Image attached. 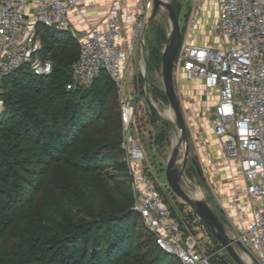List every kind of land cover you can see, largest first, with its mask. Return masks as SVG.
I'll list each match as a JSON object with an SVG mask.
<instances>
[{
    "label": "built area",
    "instance_id": "built-area-1",
    "mask_svg": "<svg viewBox=\"0 0 264 264\" xmlns=\"http://www.w3.org/2000/svg\"><path fill=\"white\" fill-rule=\"evenodd\" d=\"M216 2L214 41L184 42L175 72L180 79L199 82L212 99L213 133L227 159L239 168L252 203L234 236L258 264H264V0ZM79 4L80 0H0V80L24 66L38 77L52 75L54 62L45 56L39 32L45 27L71 34L78 44L68 90L90 86L102 72L122 89L125 67L144 47L150 0H111L104 26L82 32L75 31L70 21ZM198 23V13L192 14L187 27L196 29ZM3 110L0 100V116ZM134 114L129 100L122 98L121 149L131 171L133 213L161 251L181 264H211L212 254L202 240L182 231L146 174V156L131 130Z\"/></svg>",
    "mask_w": 264,
    "mask_h": 264
},
{
    "label": "rangeland",
    "instance_id": "rangeland-1",
    "mask_svg": "<svg viewBox=\"0 0 264 264\" xmlns=\"http://www.w3.org/2000/svg\"><path fill=\"white\" fill-rule=\"evenodd\" d=\"M168 2L178 14L181 28L180 47L188 41L197 45L214 41L216 35L212 31V25L217 15L216 0H169ZM196 13H198V26L189 30L188 20ZM170 29L169 18L160 9L157 19L150 22L146 28L143 49L135 53L124 69L122 89L115 87L111 82L101 87L103 100L99 103V108L97 107L98 121L94 124L96 128L94 130L92 128L86 134L84 132L81 135L83 138L80 139L110 143L109 128H112L113 119L121 117L122 98L128 99L135 109L131 130L146 156L145 172L161 194L172 216L184 233L193 234L202 240V246L209 254H213L211 264H236L204 221L199 222V216L175 196L166 179L168 160L174 145L179 140L175 123L166 115L170 105L162 82V53L168 43ZM74 42L75 45L67 49L63 46H55L46 57L53 61L69 60L72 56L75 59L78 47L77 42L75 40ZM142 61L146 65L145 73L142 70ZM175 70L176 66L174 67L175 87L186 120L193 157L188 162L181 184L188 193L196 197L203 193L205 200L228 232L234 234L237 232L239 220L246 221L252 209V203L245 194V182L236 163L227 159L222 142L213 133L211 111L209 112L213 104L212 99H208L199 82L180 79ZM79 149L80 152L83 151L82 147L77 150ZM71 151H74V148ZM71 155L70 153L65 162L55 164L51 171L46 172L45 180L32 190V200L14 215L17 218L15 227L9 229L6 225L2 240L4 242L0 241V255L11 256L19 251L17 243L19 238L23 234L27 237L34 235L37 219L46 216L48 220L59 223L62 199L66 197L81 200L87 207V216L80 218L84 224H91L99 217L100 212L96 211L98 205L91 204L88 200L90 195H85L84 186L77 182L80 177L75 171L76 167L69 162ZM106 160V164H110V167L107 165L104 171L98 172L94 183L96 187L102 188V199L118 203L122 201L124 194H127L130 201H133L131 171L125 163L124 153L122 155L117 150ZM114 177H118L119 182H116ZM116 187H119V192L112 191L113 195L110 197L109 191ZM132 232L142 245L149 244V241L145 240L147 235L139 223L134 226ZM147 247L145 249L153 251L152 244ZM145 249L140 253H145ZM153 254L155 255V252ZM177 263L181 264L180 261Z\"/></svg>",
    "mask_w": 264,
    "mask_h": 264
},
{
    "label": "trees",
    "instance_id": "trees-1",
    "mask_svg": "<svg viewBox=\"0 0 264 264\" xmlns=\"http://www.w3.org/2000/svg\"><path fill=\"white\" fill-rule=\"evenodd\" d=\"M39 32L45 56L55 46L67 49L75 45L67 32L45 27ZM78 56L79 47L75 59L52 60L54 72L48 77H38L24 66L0 80V100L4 103L0 116V241L4 242L7 227H15L14 215L32 200V190L45 180L46 172L65 162L70 153L69 162L80 177L77 182L84 186L85 195H90L91 204L98 205L99 217L84 224L80 218L87 216V207L81 200L66 197L62 199L59 223L46 216L37 219L34 235H21L19 251L0 255V264H178L179 260L161 251L145 230L127 194L118 203L108 198L104 201L102 188L94 185L97 173L107 168L106 159L117 150L124 153L122 122L121 117L113 119L110 143L80 139L84 132L96 128L98 105L103 100L101 87L109 82L116 85L102 72L90 86L68 90L73 80L71 68ZM79 147L83 151L77 150ZM118 190L116 187L108 195L112 197V191ZM138 223L149 244L142 245L132 232ZM150 243L153 251L145 249ZM143 249L145 253H140Z\"/></svg>",
    "mask_w": 264,
    "mask_h": 264
},
{
    "label": "water",
    "instance_id": "water-1",
    "mask_svg": "<svg viewBox=\"0 0 264 264\" xmlns=\"http://www.w3.org/2000/svg\"><path fill=\"white\" fill-rule=\"evenodd\" d=\"M150 3L151 5L144 29V34L148 24L157 19L160 7L165 4L162 0H150ZM167 8L174 22V33L170 39L168 49L165 53H162V82L170 109L173 112L172 120L175 123L180 135L178 145L173 148L172 155L169 158L167 164L166 179L168 185L175 196L188 205L204 221V223L215 235L221 247L228 253V255L236 264H246L243 261V256H248L252 260V264H258L247 251V249L242 245V243L236 239L234 234L228 232V230L222 225L218 216L210 204L205 200V198L200 199L195 195L188 193L182 187L181 183L185 175L188 162L193 157L190 149L187 124L176 91L174 77L175 59L181 42V28L177 15L172 9L171 5L167 4ZM181 145L184 147L186 153L182 168L177 167V155Z\"/></svg>",
    "mask_w": 264,
    "mask_h": 264
},
{
    "label": "crops",
    "instance_id": "crops-1",
    "mask_svg": "<svg viewBox=\"0 0 264 264\" xmlns=\"http://www.w3.org/2000/svg\"><path fill=\"white\" fill-rule=\"evenodd\" d=\"M110 5L111 0H80L78 7L70 14L72 27L75 31L82 32L104 26Z\"/></svg>",
    "mask_w": 264,
    "mask_h": 264
},
{
    "label": "bare ground",
    "instance_id": "bare-ground-1",
    "mask_svg": "<svg viewBox=\"0 0 264 264\" xmlns=\"http://www.w3.org/2000/svg\"><path fill=\"white\" fill-rule=\"evenodd\" d=\"M165 4L164 5H162L161 7H160V9L168 16V18H169V21H170V26H171V29H170V35H169V40H168V43H167V45H166V47H165V49H164V53L166 52V50L168 49V47H169V42H170V39H171V37L173 36V33H174V22H173V19H172V17H171V14H170V12H169V10H168V8H167V4H170L168 1L169 0H162ZM171 5V4H170ZM172 7V6H171ZM173 9V8H172ZM174 10V9H173ZM175 12V11H174ZM176 13V12H175ZM177 15V14H176ZM177 18H178V15H177ZM178 21H179V18H178ZM180 24V23H179ZM145 61V60H144ZM144 63V62H143ZM142 63V70H143V72L145 73L146 72V65L145 64H143ZM166 115H168L170 118H172L173 117V112L171 111V109L169 110V111H167L166 112ZM178 137V139H179V137H180V135H178L177 136ZM179 141V140H178ZM178 145V142L174 145V147H176ZM173 152V151H172ZM185 150H184V147L181 145L180 146V150H179V152H178V155H177V167H180V168H182V164H183V162H184V158H185ZM171 155H172V153H171ZM171 155H170V157H171ZM169 157V158H170ZM183 180H184V177H183ZM182 180V181H183ZM183 187V186H182ZM198 198H200V199H204V194L203 193H200L198 196H197ZM217 215V214H216ZM219 218V217H218ZM219 220H220V218H219ZM221 221V220H220ZM221 223H222V221H221ZM222 225L225 227V225L222 223ZM226 228V227H225ZM227 229V228H226ZM243 258V261L246 263V264H252V260L248 257V256H243L242 257Z\"/></svg>",
    "mask_w": 264,
    "mask_h": 264
}]
</instances>
